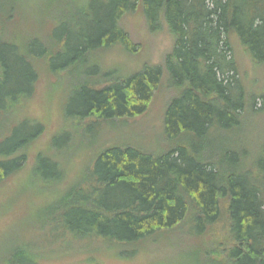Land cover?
Segmentation results:
<instances>
[{"label":"trees","instance_id":"obj_1","mask_svg":"<svg viewBox=\"0 0 264 264\" xmlns=\"http://www.w3.org/2000/svg\"><path fill=\"white\" fill-rule=\"evenodd\" d=\"M74 1L0 0V211L7 191L20 200L18 187L29 183L51 185L58 199L22 226L54 241L24 238L17 224L0 264H42V248L56 242H99L130 258L185 226L190 264H264V141L242 138L264 94L244 88L240 63L227 56L241 47L254 68L264 67V0H89L73 11ZM135 15L152 33L165 28L173 51L128 76L104 72L100 53L137 49L123 23ZM167 75L173 96L159 152L94 143L68 171L60 161L68 129L53 136L64 132L62 145L38 147L49 125L33 105L50 84L71 77L60 116L84 139L89 125L145 116Z\"/></svg>","mask_w":264,"mask_h":264},{"label":"rangeland","instance_id":"obj_2","mask_svg":"<svg viewBox=\"0 0 264 264\" xmlns=\"http://www.w3.org/2000/svg\"><path fill=\"white\" fill-rule=\"evenodd\" d=\"M102 2L106 0H101ZM89 0H75L73 11L83 9ZM33 6V5H32ZM124 25L130 34L132 43L137 46L135 52H127L121 46L100 53L104 72L113 74L121 73L125 76L133 72L142 70L145 65L155 67L163 63L166 57L173 51V39L164 28L162 31L152 33L149 30L145 20L140 15L130 16L124 20ZM139 46V47H138ZM237 46V45H236ZM229 59L235 58L240 63V80H244V88L249 93H258L260 97L264 94V67L254 68L252 63L241 47L236 48V52H227ZM172 66L176 61H171ZM234 75L228 73V76ZM238 78V77H237ZM72 85L71 77L63 85L50 84L36 98L33 108L36 114L46 119L49 125L46 133L42 136L38 147L46 150L54 139L57 144L62 145L65 136L64 132H58L68 129L72 138L70 144L64 145L61 149L65 150L60 161L63 168H74L85 162L88 155V149L92 144L99 146L110 144L112 142L125 141L139 147L152 149L159 152L158 138L163 133V117L167 103L173 96V81L170 75L166 76L165 88L155 97L148 113L127 123L102 124L100 127L94 125L88 126L81 131L84 139L75 136L76 129L70 128V122L65 123L61 120L60 114H63L65 106L70 104L67 99L69 86ZM68 102V103H67ZM67 105V106H68ZM66 106V107H67ZM264 100L258 98L256 101V112L250 116L247 129L242 134L244 140H249L252 146L259 145L264 141ZM72 133V134H71ZM55 140V141H56ZM163 142V141H162ZM58 161V159H57ZM35 184V183H33ZM14 185L11 186V188ZM54 189L51 185L41 183L38 185L25 184L17 189L20 200H8L12 191L6 192L1 197L5 204V210L0 211V262L11 249L12 229L18 224L16 232L22 237L38 240L40 243L53 242L48 238L47 230H39L33 226H25L33 221L38 213H44L48 208L58 202L54 195ZM8 194V195H7ZM6 212V213H5ZM16 223L12 225L14 222ZM191 228L185 226L181 230H174L168 234L152 239L145 247H142L132 257H122L114 254L109 247L94 245L88 243H75L73 247L63 248V243H52L41 250L42 264H188L183 252L189 253L185 247L187 235ZM195 248V245L191 246ZM130 249V248H129Z\"/></svg>","mask_w":264,"mask_h":264}]
</instances>
